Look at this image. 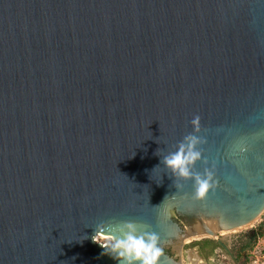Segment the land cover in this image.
Returning <instances> with one entry per match:
<instances>
[{"label":"water","instance_id":"1","mask_svg":"<svg viewBox=\"0 0 264 264\" xmlns=\"http://www.w3.org/2000/svg\"><path fill=\"white\" fill-rule=\"evenodd\" d=\"M263 213L264 0H0V264H118L93 236L129 220L156 264H240L221 233Z\"/></svg>","mask_w":264,"mask_h":264},{"label":"clouds","instance_id":"2","mask_svg":"<svg viewBox=\"0 0 264 264\" xmlns=\"http://www.w3.org/2000/svg\"><path fill=\"white\" fill-rule=\"evenodd\" d=\"M201 117L196 115L191 124L199 132ZM201 139L195 135H189L181 142L179 149L164 158V163L181 177L192 175L189 165H192L201 158V152L196 150V145ZM196 197L203 198L210 188L214 187V173L207 170L206 176L196 175ZM114 233L105 230V224L96 226L94 241L100 238L108 241L101 246L117 260L118 264H156L162 249L158 246V236L148 230L147 225H138L135 221H123L113 225ZM118 233V234H117Z\"/></svg>","mask_w":264,"mask_h":264},{"label":"rangeland","instance_id":"3","mask_svg":"<svg viewBox=\"0 0 264 264\" xmlns=\"http://www.w3.org/2000/svg\"><path fill=\"white\" fill-rule=\"evenodd\" d=\"M263 219H264V213L253 224L248 225L244 228L232 230L230 232H225V233L222 232L221 235L224 237L226 241L229 242V244L232 247L233 240H235L240 234H242V232H247L250 229L256 227ZM205 238H210V237L192 239L187 243L186 252L184 255L185 264H234L231 261V259L228 257L226 251L221 246H217L214 250V253L204 257V259L197 255H196L197 260L194 261L190 259L187 251L198 249L200 245L198 243H202V241ZM100 241L108 242L103 238H100ZM247 255H248V262L246 264H264V237L259 240L258 244L254 247V249L249 250L247 252Z\"/></svg>","mask_w":264,"mask_h":264},{"label":"trees","instance_id":"4","mask_svg":"<svg viewBox=\"0 0 264 264\" xmlns=\"http://www.w3.org/2000/svg\"><path fill=\"white\" fill-rule=\"evenodd\" d=\"M264 237V219L254 228L247 232H242L232 243V250L239 260L240 264H246L248 262L247 252L254 249L259 240ZM201 252L205 253V256L213 254L214 250L219 244L210 238H205L202 243H198Z\"/></svg>","mask_w":264,"mask_h":264},{"label":"bare ground","instance_id":"5","mask_svg":"<svg viewBox=\"0 0 264 264\" xmlns=\"http://www.w3.org/2000/svg\"><path fill=\"white\" fill-rule=\"evenodd\" d=\"M232 231V230H231ZM225 232H230V231H224L223 233H225ZM188 252V254H189V258L190 259H192V260H197V256H196V254H195V252H194V250H189V251H187Z\"/></svg>","mask_w":264,"mask_h":264},{"label":"crops","instance_id":"6","mask_svg":"<svg viewBox=\"0 0 264 264\" xmlns=\"http://www.w3.org/2000/svg\"><path fill=\"white\" fill-rule=\"evenodd\" d=\"M193 250L197 256H200L204 259V255H205L204 252H201V250H198V249H193Z\"/></svg>","mask_w":264,"mask_h":264},{"label":"built area","instance_id":"7","mask_svg":"<svg viewBox=\"0 0 264 264\" xmlns=\"http://www.w3.org/2000/svg\"><path fill=\"white\" fill-rule=\"evenodd\" d=\"M106 243H108V242H106Z\"/></svg>","mask_w":264,"mask_h":264}]
</instances>
